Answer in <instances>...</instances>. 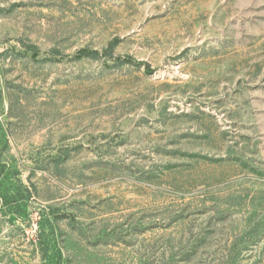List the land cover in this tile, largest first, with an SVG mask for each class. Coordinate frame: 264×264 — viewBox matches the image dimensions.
<instances>
[{
	"label": "rangeland",
	"instance_id": "374dc122",
	"mask_svg": "<svg viewBox=\"0 0 264 264\" xmlns=\"http://www.w3.org/2000/svg\"><path fill=\"white\" fill-rule=\"evenodd\" d=\"M0 264H264V0H0Z\"/></svg>",
	"mask_w": 264,
	"mask_h": 264
},
{
	"label": "trees",
	"instance_id": "16d2710c",
	"mask_svg": "<svg viewBox=\"0 0 264 264\" xmlns=\"http://www.w3.org/2000/svg\"><path fill=\"white\" fill-rule=\"evenodd\" d=\"M111 49H112V45H110L103 53L106 54L107 52H110ZM80 54H85L87 56H95V55L98 54V51L97 50H91V51L81 50L80 51ZM118 61H120L122 63H130V64H136V65H143L146 72H149V73L152 72V69H150L149 65H147L146 63H142V62H139V61H134V60L130 59L129 57H126V58H124L122 60L118 59Z\"/></svg>",
	"mask_w": 264,
	"mask_h": 264
}]
</instances>
